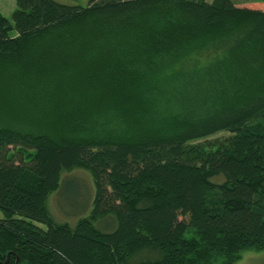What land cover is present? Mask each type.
I'll use <instances>...</instances> for the list:
<instances>
[{
	"label": "trees",
	"instance_id": "16d2710c",
	"mask_svg": "<svg viewBox=\"0 0 264 264\" xmlns=\"http://www.w3.org/2000/svg\"><path fill=\"white\" fill-rule=\"evenodd\" d=\"M14 1L0 15V264L264 250V2ZM74 169L94 193L70 227L46 204Z\"/></svg>",
	"mask_w": 264,
	"mask_h": 264
},
{
	"label": "rangeland",
	"instance_id": "374dc122",
	"mask_svg": "<svg viewBox=\"0 0 264 264\" xmlns=\"http://www.w3.org/2000/svg\"><path fill=\"white\" fill-rule=\"evenodd\" d=\"M59 4L67 6L86 7L89 0H53ZM212 0H207L211 2ZM239 7L256 9L257 4L264 0H231ZM16 9L14 0H0V15L11 21L13 12ZM227 134H217L209 140L220 139ZM93 185L89 174L81 169H74L70 172L62 173L58 189L52 193L47 200V211L56 223L68 224L74 227L77 220L86 217L91 210L93 199ZM1 217V213H0ZM36 226L45 229L43 225ZM98 230L104 232L113 231L116 224L112 220L98 221L95 224ZM142 258V257H141ZM139 259V258H138ZM134 261V258L131 262ZM221 260L217 261L220 264ZM236 264H264V250L260 252H243L241 259Z\"/></svg>",
	"mask_w": 264,
	"mask_h": 264
},
{
	"label": "water",
	"instance_id": "95a60500",
	"mask_svg": "<svg viewBox=\"0 0 264 264\" xmlns=\"http://www.w3.org/2000/svg\"><path fill=\"white\" fill-rule=\"evenodd\" d=\"M7 263H8V261L6 260V261H5V264H7Z\"/></svg>",
	"mask_w": 264,
	"mask_h": 264
}]
</instances>
